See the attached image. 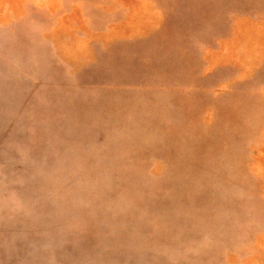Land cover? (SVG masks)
Listing matches in <instances>:
<instances>
[{"label":"rangeland","instance_id":"obj_1","mask_svg":"<svg viewBox=\"0 0 264 264\" xmlns=\"http://www.w3.org/2000/svg\"><path fill=\"white\" fill-rule=\"evenodd\" d=\"M0 264H264V0H0Z\"/></svg>","mask_w":264,"mask_h":264}]
</instances>
